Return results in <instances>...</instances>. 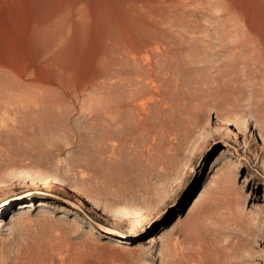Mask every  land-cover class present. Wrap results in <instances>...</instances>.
Returning a JSON list of instances; mask_svg holds the SVG:
<instances>
[{
    "label": "rangeland",
    "instance_id": "374dc122",
    "mask_svg": "<svg viewBox=\"0 0 264 264\" xmlns=\"http://www.w3.org/2000/svg\"><path fill=\"white\" fill-rule=\"evenodd\" d=\"M12 1L0 264H264V0Z\"/></svg>",
    "mask_w": 264,
    "mask_h": 264
},
{
    "label": "bare ground",
    "instance_id": "6f19581e",
    "mask_svg": "<svg viewBox=\"0 0 264 264\" xmlns=\"http://www.w3.org/2000/svg\"><path fill=\"white\" fill-rule=\"evenodd\" d=\"M228 1V0H227ZM249 1V0H248ZM252 1V0H250ZM255 1V0H254ZM231 2V1H230ZM256 2V1H255ZM260 2V1H259ZM229 4V3H228ZM232 4V3H231ZM229 4V5H231ZM248 4V3H247ZM255 4V3H254ZM259 4V3H258ZM234 5V4H233ZM232 5V6H233ZM245 5V4H244ZM237 6V5H236ZM243 6V5H242ZM248 6V5H247ZM246 6V8H248ZM251 6V5H250ZM235 7V6H233ZM232 7V8H233ZM256 7V6H255ZM221 6L219 5V9ZM245 8V10H246ZM239 9V8H238ZM259 9V8H258ZM234 10V9H233ZM242 10V9H241ZM0 11L3 12L4 20L3 23L0 25L3 32L6 31H12L14 33L21 32L23 34V29L25 28V22L27 20H24L23 12L19 6V4L16 1L12 0H0ZM247 12V11H246ZM245 12V13H246ZM237 13V11L235 12ZM248 13V12H247ZM26 18V17H25ZM27 26V25H26ZM29 27V26H28ZM0 29V30H1ZM26 30V29H24ZM32 37V36H31ZM260 38V37H259ZM257 49V48H256ZM257 56V55H256ZM263 56V55H262ZM253 57V56H252ZM254 58V57H253ZM252 58V59H253ZM257 58V57H256ZM264 58V56H263ZM255 59V58H254ZM258 59V58H257ZM258 62V61H257ZM131 121V120H130ZM227 129H233L234 131H242L243 133L248 134L249 136H253L254 134L251 132L252 129L250 128V124L246 118L242 117H226L219 122V126L215 129V135H219L224 128ZM254 142H257V140L254 138ZM253 142V143H254ZM261 152H264V148H260ZM180 182V181H179ZM182 184H178L177 189L180 190L182 188Z\"/></svg>",
    "mask_w": 264,
    "mask_h": 264
}]
</instances>
